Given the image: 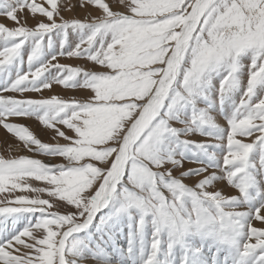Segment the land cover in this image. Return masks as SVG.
<instances>
[{
    "label": "snow or ice",
    "instance_id": "6c2138e0",
    "mask_svg": "<svg viewBox=\"0 0 264 264\" xmlns=\"http://www.w3.org/2000/svg\"><path fill=\"white\" fill-rule=\"evenodd\" d=\"M78 2L0 0V264H264V0Z\"/></svg>",
    "mask_w": 264,
    "mask_h": 264
},
{
    "label": "rangeland",
    "instance_id": "374dc122",
    "mask_svg": "<svg viewBox=\"0 0 264 264\" xmlns=\"http://www.w3.org/2000/svg\"><path fill=\"white\" fill-rule=\"evenodd\" d=\"M72 3L75 5V7L71 11H64L62 14L65 16V18H80L83 19L89 11L94 12V8H81L79 6L78 0H72ZM6 25L8 26H13L12 22L10 20H3ZM29 25H32L34 21L29 18L28 20ZM61 63H68L71 65H80L86 68H90L91 64L86 63L83 59H77V58H61L60 60ZM56 94L63 96L65 98H70V97H81L84 95H87L86 90L82 89H77V90H71V89H65L60 85H54L53 89L51 91L49 90H43L42 93H36V92H28L25 93V96L32 97V98H40L41 96L47 97L49 95ZM19 95V94H16ZM215 115V113H214ZM10 121L24 124L29 127L30 130L34 132L44 142H54L52 140L53 133L51 130H45L44 127L40 124V122L34 118V117H23V118H9ZM218 123H220L222 126L225 125L224 118L222 116H219L217 118ZM193 139H206L204 137H200L199 135L192 137ZM60 142H63L62 140ZM18 155H33V153L27 152L24 148L21 142L18 141L16 137H14L12 134H9L6 132L5 129H3L2 126H0V156H4L5 158H8L10 156H18ZM38 158L44 159L47 161L49 158L45 156H39ZM54 163H59L61 161L59 160H54ZM185 168L188 167H195V164H191L189 162H185ZM186 183L191 184V180H185ZM37 183L38 186L39 182H34ZM217 187L221 190H223L226 194H235V189L231 188L226 184V182H220L217 184ZM3 194H0V198H2ZM44 198H47L46 196ZM126 231V229H125ZM120 244L121 246L126 248V240L121 237L120 238ZM86 264H94V262H91L90 260L86 262Z\"/></svg>",
    "mask_w": 264,
    "mask_h": 264
}]
</instances>
